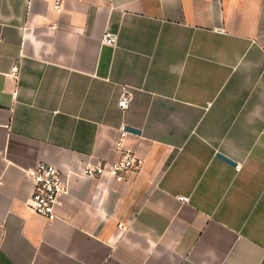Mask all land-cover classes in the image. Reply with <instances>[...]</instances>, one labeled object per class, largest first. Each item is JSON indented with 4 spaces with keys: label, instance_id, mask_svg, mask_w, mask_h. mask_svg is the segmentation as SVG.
I'll list each match as a JSON object with an SVG mask.
<instances>
[{
    "label": "crops",
    "instance_id": "1",
    "mask_svg": "<svg viewBox=\"0 0 264 264\" xmlns=\"http://www.w3.org/2000/svg\"><path fill=\"white\" fill-rule=\"evenodd\" d=\"M52 5L0 0V264H264V0ZM122 125L139 167L82 179ZM39 162L68 185L52 221Z\"/></svg>",
    "mask_w": 264,
    "mask_h": 264
},
{
    "label": "built area",
    "instance_id": "2",
    "mask_svg": "<svg viewBox=\"0 0 264 264\" xmlns=\"http://www.w3.org/2000/svg\"><path fill=\"white\" fill-rule=\"evenodd\" d=\"M63 0H53L52 8L55 12H60ZM116 42V35L106 33L103 37L105 45L113 47ZM12 78L18 75V65H13L8 73ZM131 94L128 89L123 88L117 100V107L120 111H126L129 107ZM122 125L119 129L118 139L114 143L115 149L119 152L118 159L107 162L97 161L94 164L86 165L80 171L82 179H115L121 178L128 172L139 167V160L134 151L125 143L126 132ZM2 152L0 151V158ZM239 167H236L238 170ZM24 177L32 185L29 207L38 216L47 221H52L56 217L55 207L58 203L59 196L66 193L68 185L63 180L61 172L53 165L45 162H39L33 167L23 170ZM2 180L0 179V186ZM179 201L186 202L187 199L180 197Z\"/></svg>",
    "mask_w": 264,
    "mask_h": 264
},
{
    "label": "water",
    "instance_id": "3",
    "mask_svg": "<svg viewBox=\"0 0 264 264\" xmlns=\"http://www.w3.org/2000/svg\"><path fill=\"white\" fill-rule=\"evenodd\" d=\"M124 130H125L126 132H131V133H136V132H138V131H136L135 129H132V128H130V127H125ZM216 158H218L219 160H221V161H223V162L229 164V165L232 166V167L235 166V163H234V162L230 161L229 159H227L226 157H224L223 155H221V154H219V153L216 154Z\"/></svg>",
    "mask_w": 264,
    "mask_h": 264
}]
</instances>
